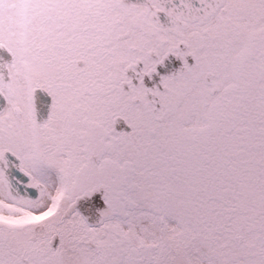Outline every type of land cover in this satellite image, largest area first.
<instances>
[{
  "label": "snow or ice",
  "instance_id": "6c2138e0",
  "mask_svg": "<svg viewBox=\"0 0 264 264\" xmlns=\"http://www.w3.org/2000/svg\"><path fill=\"white\" fill-rule=\"evenodd\" d=\"M0 264H264V0H0Z\"/></svg>",
  "mask_w": 264,
  "mask_h": 264
}]
</instances>
